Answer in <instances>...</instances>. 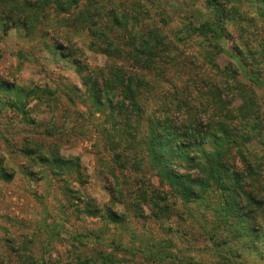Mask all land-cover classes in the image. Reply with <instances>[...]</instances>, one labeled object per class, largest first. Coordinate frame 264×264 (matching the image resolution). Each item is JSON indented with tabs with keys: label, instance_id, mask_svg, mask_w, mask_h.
<instances>
[{
	"label": "trees",
	"instance_id": "obj_1",
	"mask_svg": "<svg viewBox=\"0 0 264 264\" xmlns=\"http://www.w3.org/2000/svg\"><path fill=\"white\" fill-rule=\"evenodd\" d=\"M205 1L206 17L196 21L184 14L187 22L170 33L165 31V10L156 0H0V22L6 32L19 26L32 35L37 23H46L53 6L54 31L68 40L74 32L87 30L91 49L108 57L107 68L79 66L78 70L84 73L92 116L105 114L111 124L104 133L112 162L131 179L122 182L120 175L104 171L109 163L102 164L101 173L114 181L110 188L113 202L125 201L134 216L144 221L150 218L145 212L148 205L152 218L170 220L178 202L186 208L208 202L215 220L225 228L234 227L240 235L241 227L248 233L243 223L253 220L257 211L251 206L264 205L260 198L264 189V119L253 88L264 81V0ZM211 7L217 10L216 16H212ZM228 23L237 29L233 49L242 68L231 62L221 66L216 61L226 52L221 41L231 35ZM193 40H199L201 50L187 54L182 48ZM73 89L80 90L77 86ZM3 104L31 121V110L25 109L21 99L11 98ZM24 143L22 153L35 164L48 160L39 141ZM50 154L55 173L75 167L77 182L83 183L78 158L62 155L59 144H53ZM13 175L14 171L8 173L0 165L1 179L11 181ZM167 187L175 189L178 196L171 199ZM213 193L216 204L211 200ZM84 204L88 215L103 213L111 223L122 224L128 219L125 212L112 208L104 212L90 201ZM48 231L53 235V229ZM214 233L207 232L215 245L227 243L224 236L215 239ZM86 235L87 239L91 236ZM6 242L18 264H43L36 254L23 253L24 246L14 239ZM118 253L117 249L111 254L97 252L78 264H126ZM143 254L153 263L177 259L156 246ZM7 258L0 255V264ZM178 261L175 263L183 262Z\"/></svg>",
	"mask_w": 264,
	"mask_h": 264
},
{
	"label": "rangeland",
	"instance_id": "obj_2",
	"mask_svg": "<svg viewBox=\"0 0 264 264\" xmlns=\"http://www.w3.org/2000/svg\"><path fill=\"white\" fill-rule=\"evenodd\" d=\"M156 1L165 10L168 33L187 22L182 18L184 14L192 15L196 21L207 16L205 0ZM50 8L48 23H37L32 35L19 26L6 32L0 22V165L8 173H15L11 181L0 178V255L8 256L4 264H18L17 255L8 249V238L23 245V253L36 254L43 264H78L97 252L111 254L115 249L126 264H176L178 259L183 262L177 264H264V205L251 206L257 211L253 220L243 223L248 233L241 227L240 235H236L234 227L227 224L225 228L224 223L215 220L208 202L200 201L187 208L178 202L170 220L152 218L148 205L145 212L150 218L146 221L135 217L125 201L113 202L110 188L114 181L101 173L102 164L109 163L104 171L110 169L120 175L122 182L129 183L131 179L124 177L125 172L112 162L104 133L111 124L105 114L92 116L94 109L85 94L84 73L78 70L79 66L90 70L107 68L108 57L91 49L92 38L87 30L74 32L68 40L54 31L56 19L53 6ZM216 11L211 7L212 16H216ZM227 28L230 38L221 41L226 52L216 61L221 66L231 62L242 68L233 49L237 29L232 23ZM183 47L187 54L201 50L199 40ZM241 80L248 81L246 76H241ZM74 86L80 90H74ZM253 88L264 119V81ZM11 98L26 104L25 109L31 110V121L23 120L21 113L3 104ZM142 124L144 128L146 125ZM27 140L43 144L42 152L49 158L53 144L61 146L62 155L78 158L83 183L77 182L75 167L55 173L49 158L35 164L22 153ZM151 178L158 183L156 177ZM167 190L171 199L178 196L175 189ZM263 191L260 198L264 202ZM211 200L216 204L215 193ZM87 201L104 212L111 208L125 212L128 219L114 224L103 213L88 215L84 204ZM210 231L215 232V239L227 238V243L215 245L207 234ZM87 233L91 234L88 239ZM152 246L171 252L177 259L173 263L171 259L167 263L146 260L143 252Z\"/></svg>",
	"mask_w": 264,
	"mask_h": 264
}]
</instances>
